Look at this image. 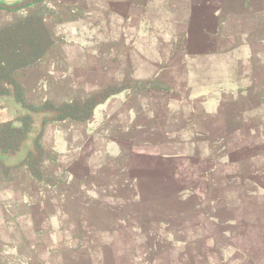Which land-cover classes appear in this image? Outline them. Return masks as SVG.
Listing matches in <instances>:
<instances>
[{
  "label": "rangeland",
  "instance_id": "374dc122",
  "mask_svg": "<svg viewBox=\"0 0 264 264\" xmlns=\"http://www.w3.org/2000/svg\"><path fill=\"white\" fill-rule=\"evenodd\" d=\"M251 2L230 18L237 32L222 40L209 36L208 55L200 54L201 40L189 42V56L179 55L180 39L142 49V84L149 73L164 80L154 84V99H142L144 113L151 107L158 114L157 132L142 137L133 156L119 154V162L129 157L127 165L139 166L118 175L123 183L85 184V194L64 197L72 180L68 153L60 162L48 155L64 164L60 196L48 193L52 177L37 160L32 175L27 156L4 178L19 181L27 167L37 183L25 191L27 202L18 195L10 201L13 225L0 239V264H264V8ZM62 80L66 92L70 80ZM27 93L21 90V98ZM40 93L53 101L47 85ZM217 124L222 132H208ZM54 125L44 124L46 132ZM66 142L67 136L61 146ZM93 197L101 203L87 222L84 210ZM60 205L65 209L57 210ZM69 206L76 211L73 233Z\"/></svg>",
  "mask_w": 264,
  "mask_h": 264
},
{
  "label": "crops",
  "instance_id": "0c3cea01",
  "mask_svg": "<svg viewBox=\"0 0 264 264\" xmlns=\"http://www.w3.org/2000/svg\"><path fill=\"white\" fill-rule=\"evenodd\" d=\"M251 1L253 0H34L13 10L0 7V28L13 24L19 18L39 14L48 37L46 47L36 59L13 72L14 85L7 86L9 92L0 94V122L29 116L23 113L20 115L21 108L39 113L46 109L59 112L53 117L45 118L40 128L42 131L44 124L51 122L55 124L54 127L58 123V129L46 132L47 128L44 127L43 132L38 131L34 139L36 151L29 149L27 152V158L29 154L37 155L40 168L49 171L48 175L52 177L50 184L53 185L48 193L60 196L62 186L65 185L62 179L64 164L52 163L49 154L58 155L59 162L62 160V153L69 154L67 169L72 180L67 184L68 195L63 193L64 197H70L73 192L85 194L81 187L85 184H121L124 182L122 179L116 180L119 174H125V169L131 174L134 169L139 168L127 165L131 162L129 157L125 163L123 159L120 162L118 159L126 153L133 156L136 151L139 152L140 149L136 148L141 146L142 137H148L149 132H157L158 114L151 107L144 113L142 99H154L152 95L157 93L154 84L160 80V76L149 73L145 77L149 78V82L142 84V49H156L158 40L180 39L179 55L189 56V42L201 40L204 48L200 54L208 55L210 49L206 48V42L209 41V36L222 40L237 32L235 23L230 18L247 4H252ZM259 3L260 8H264V0H259ZM179 31L183 35L181 38L174 36ZM194 32L198 36L192 38ZM142 41L147 44L142 45ZM163 67H159L160 73L165 71L166 68ZM147 69H153V73L158 71L156 66L151 68L149 65ZM77 73L82 76H77ZM64 77L70 80L66 92L62 91ZM150 81H153V85ZM161 81L158 83L163 85L164 80ZM138 84L145 87L142 89L139 86L140 89L136 87ZM45 85L50 88L53 101L44 99V95L40 93ZM15 88L19 93L18 98ZM21 90L28 91V99L21 98ZM152 102L155 107V101ZM82 103L90 105L84 118H59L66 110L64 106ZM63 121L68 122L65 124ZM211 130L222 132L220 124L216 128L214 125L209 127L208 132ZM65 136L67 142L61 146V140ZM136 155L141 158L140 153ZM24 158L16 164H4L0 160V239L5 237V233L13 225L10 203L13 196L18 195V198L27 202L25 191L31 188L30 185L37 183L27 172V167L22 168L21 174L24 176L19 181L4 180L8 176V180L10 179L12 171L17 169ZM157 158L154 155L152 159L156 162ZM78 170L84 172L78 173ZM210 190L213 191L211 187ZM202 198L204 197L200 199ZM105 201L110 200L105 199L103 202ZM99 202L101 203L100 199L93 197L87 204L84 210L87 222L92 221L94 209L100 207ZM112 202H117V199H112ZM62 206H58L57 210L65 209V205ZM67 213L73 233L76 225L75 208L67 207Z\"/></svg>",
  "mask_w": 264,
  "mask_h": 264
},
{
  "label": "trees",
  "instance_id": "16d2710c",
  "mask_svg": "<svg viewBox=\"0 0 264 264\" xmlns=\"http://www.w3.org/2000/svg\"><path fill=\"white\" fill-rule=\"evenodd\" d=\"M48 37L42 27L39 14H33L19 18L16 22L0 28V94L8 93L10 85H14L13 72L33 62L38 54L46 47ZM18 98L17 88L14 89ZM88 104L68 105L59 116L84 118L87 114ZM31 123L29 116H21L13 120L0 122V149L4 152L14 153L29 129ZM36 156H28L29 170L37 159Z\"/></svg>",
  "mask_w": 264,
  "mask_h": 264
},
{
  "label": "water",
  "instance_id": "95a60500",
  "mask_svg": "<svg viewBox=\"0 0 264 264\" xmlns=\"http://www.w3.org/2000/svg\"><path fill=\"white\" fill-rule=\"evenodd\" d=\"M33 1L34 0H0V7L13 10ZM20 113L29 115L31 117V123L29 125L28 131L25 133V136L18 147V150H16L14 153H10L4 152L0 149V160L4 164H16L20 162L25 156H27L29 149L33 152L36 151L34 139L37 132L42 127L43 120L45 118L53 117L59 114L58 111L54 110L46 109L44 112L39 113L28 108H21L19 114Z\"/></svg>",
  "mask_w": 264,
  "mask_h": 264
}]
</instances>
